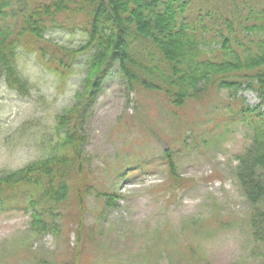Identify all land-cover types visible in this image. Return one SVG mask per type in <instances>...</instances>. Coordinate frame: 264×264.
<instances>
[{
  "label": "rangeland",
  "instance_id": "1",
  "mask_svg": "<svg viewBox=\"0 0 264 264\" xmlns=\"http://www.w3.org/2000/svg\"><path fill=\"white\" fill-rule=\"evenodd\" d=\"M78 29L49 37L77 47L86 40ZM88 55L65 79L37 54L20 55L32 89L22 97L0 84V174L42 156L38 142L74 103ZM99 86L85 125L84 167L72 182L75 195L88 191L83 210L74 196L65 205L74 215L52 218L59 235H34L31 212L0 207V264H73L78 226L89 233L79 264H264V244L251 229L256 208L235 176L250 131L227 118V91L210 90L178 108L159 92L128 91L117 66ZM241 94L250 105L260 102L254 92ZM103 194L116 196V205Z\"/></svg>",
  "mask_w": 264,
  "mask_h": 264
},
{
  "label": "trees",
  "instance_id": "2",
  "mask_svg": "<svg viewBox=\"0 0 264 264\" xmlns=\"http://www.w3.org/2000/svg\"><path fill=\"white\" fill-rule=\"evenodd\" d=\"M257 1L0 0V84L20 96L28 97L32 89L20 55L37 54L42 65L65 79L89 53L74 103L56 115L51 132L38 142L42 156L0 174V207L31 212L34 235H59L61 224L52 218L72 217L65 205L74 196L83 210L88 191L78 188L75 195L72 182L84 167L85 125L99 84L117 66L128 91L159 92L178 108L210 90L227 91V118L250 131L235 176L256 208L254 238L264 244V3ZM76 27L86 38L77 47L49 37L51 31L73 33ZM242 91L256 93L260 102L250 105ZM164 153L170 177L177 180L173 155ZM103 195L107 204L115 202L116 196ZM88 234L78 226L73 264H79Z\"/></svg>",
  "mask_w": 264,
  "mask_h": 264
}]
</instances>
